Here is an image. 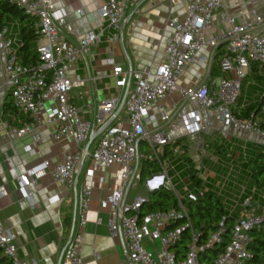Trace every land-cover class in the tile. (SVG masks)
<instances>
[{
  "label": "built area",
  "instance_id": "obj_1",
  "mask_svg": "<svg viewBox=\"0 0 264 264\" xmlns=\"http://www.w3.org/2000/svg\"><path fill=\"white\" fill-rule=\"evenodd\" d=\"M139 1L101 0L97 16L102 23L97 31L69 39L60 34L56 25L64 13L62 10L51 9L45 0H9L32 23L39 63L21 64L17 58L19 45H16L12 28L8 25L0 27V117L4 114L3 95L7 93L14 108L12 117L22 115L27 118L19 127L8 124L7 135L10 140H16L31 134L35 126L47 125L50 126L49 138L66 137L74 146V150L64 153L58 162L42 160L26 167L17 176L18 189L30 199L32 192L29 188L35 183L34 178L47 171L53 182L71 191L76 189V178L81 171L86 177H92L95 172L103 173L114 167L117 168L112 175L114 185L98 199V206L107 209L108 232L111 237L121 240L125 253V259L115 264H251L249 247L253 243L252 233L254 230L264 231L263 189L252 182L248 171L241 182L234 183L231 180L234 172L231 163L225 164L212 155L200 156L195 170L201 190H213L225 213L232 218L230 240L224 250L215 256L209 255V260H201L202 254L212 251L222 242L224 228L218 227L203 240L199 239V234L192 229L185 198L176 190L170 175L175 160L176 165L184 163L180 155L181 146L176 144L169 156L162 157V153L165 146L175 141L169 137L170 134L182 132L190 136L205 129L200 115L203 111L238 131L252 133L262 141L264 148V129L259 121H240L231 110L251 65L255 64L264 76V0L261 11L250 22L240 24L226 16L229 29L220 39L210 36L208 29L212 13L224 0H166L170 8L180 6L182 13L170 14L166 20L165 27L170 34L163 40V60L126 71L114 63L112 50L119 43L127 6ZM220 42L224 51L219 58V72L231 76H220L214 87L181 85L179 81L185 69L196 59L205 62V51L215 49ZM101 43L108 53L106 64L115 77V86L126 87L128 79L129 83L119 113L113 117L119 98L111 97L96 104L92 121L84 118L69 98L72 81L66 67L74 66L78 61L86 64L87 58ZM171 94H176L182 102L174 115L156 106ZM261 99L264 111V95ZM185 104L195 107L184 108ZM91 131H98V134L85 151ZM222 135L226 137L224 132ZM34 137L37 140V136ZM144 146L150 151L148 156L143 154ZM144 158L155 160L159 170L147 176L143 187L146 194L129 199L130 190L142 182L140 170ZM204 158L208 159L207 164L203 162ZM215 165H225L224 173L219 174L212 169ZM181 173H186L188 184H192L187 166L173 174L183 182ZM188 184L185 185L187 188ZM158 189L169 190L176 200V207L166 211H142L149 191ZM194 191L188 190L189 194L195 195ZM91 193L86 184L78 187L77 226L67 241V264H82V229ZM2 196L0 185V198ZM50 200L54 203L59 198L55 195ZM185 233H188L186 247L179 249ZM0 251L12 264H21L14 239L1 219ZM31 264H36V261L31 260Z\"/></svg>",
  "mask_w": 264,
  "mask_h": 264
},
{
  "label": "crops",
  "instance_id": "obj_2",
  "mask_svg": "<svg viewBox=\"0 0 264 264\" xmlns=\"http://www.w3.org/2000/svg\"><path fill=\"white\" fill-rule=\"evenodd\" d=\"M100 1L45 0L51 9L64 12L56 25L60 34L69 39L84 36L89 31H97L102 23L97 16ZM262 2L263 0H224L212 13L208 34L220 39L229 29L225 21L226 16L240 24L250 22L254 15L261 11ZM181 13L180 6L170 8L166 0H140L134 5H128L119 43L112 50L114 63L126 71L159 63L163 60V40L170 34L169 29L165 27L166 20L170 14ZM15 28H19L17 24L14 25L13 31ZM15 39L16 45H19L17 34ZM223 51L221 42L215 49L206 50L204 55H207V60L202 62L196 59L185 69L179 83L206 84L214 87L220 76L229 78L231 76L229 73L219 72V58ZM107 56L105 45L101 43L94 49L93 55L87 58L86 64L78 61L76 65L66 67L72 81L69 98L80 114L92 121L96 104L111 97H118L120 102L126 89L115 86V77L110 66L106 64ZM252 66L253 64L251 68ZM251 68L242 80L238 98L231 106V110L240 116L247 107L253 106L264 95L261 75L252 72ZM7 96V93H4V101ZM156 106L174 115L176 108L182 106V102H179L176 94H171ZM183 107L195 106L185 104ZM200 115L204 130L190 136L180 132L177 135L170 134L169 137L172 140L182 139L181 144L186 146L187 156L193 166L202 154L212 155L225 164L231 163L234 167L232 182H241L247 173L248 159L259 150L256 146L263 148L262 141L252 133L238 131L232 125H226L224 121L209 116L204 111L200 112ZM256 120L264 121L262 108L257 112ZM26 121L27 118L22 115L12 117L9 122L6 115L0 117V185L3 188V196L0 198V219L14 239L19 262L31 264V260H35L36 264H67L65 251L73 216V228L77 226V190L81 184L88 185L92 192L86 223L82 229L80 248L82 264H115L123 261L125 253L121 240L111 237L108 232L107 209L98 206V199L108 187L114 185L112 175L117 168H109L103 173L95 172L92 177H86L81 171L76 178V189L71 191H66L53 182L49 173L45 171L34 178L35 183L29 188L32 192L31 198H25L18 189L17 176L26 167L42 160L58 162L64 153L74 150L69 138H49L50 126L47 125L35 126L31 134L10 140L6 132L7 125L19 127ZM222 132L226 137H223ZM34 136H37V140ZM208 137L212 139V144L207 146H214L215 152L207 153L205 150ZM219 139L223 142L217 141ZM219 146H222V149ZM181 159L184 163L179 165L187 166L184 159ZM203 162L207 164L208 159L204 158ZM173 165L175 168L176 160ZM212 169L223 174L226 168L225 165H215ZM140 194H146L144 189ZM55 195L59 200L52 203L50 198Z\"/></svg>",
  "mask_w": 264,
  "mask_h": 264
},
{
  "label": "trees",
  "instance_id": "obj_3",
  "mask_svg": "<svg viewBox=\"0 0 264 264\" xmlns=\"http://www.w3.org/2000/svg\"><path fill=\"white\" fill-rule=\"evenodd\" d=\"M15 24L19 27L18 36L20 43L17 48V58L19 62L27 66L37 65L39 63V58L35 50L36 38L30 19L19 7L10 3L9 0H0V27L8 25L14 29ZM251 71L254 73H260L255 64H253ZM260 75L264 85V76L261 73ZM261 108L262 99H259L253 106L247 107L242 116L235 114L233 111L232 114L240 121H246L248 119L256 120V114L261 110ZM2 110L4 115H6V120L8 122L11 121V114L14 112V108L9 96L6 97ZM259 124L260 127L264 129V121L259 122ZM181 140L182 139L175 140L170 145L165 146L162 157L170 155L172 148L176 146V144H180L182 149L180 155L187 163L189 178L195 186V200L185 202V206L192 229L199 234V239L203 240L208 233L215 231L219 224H223L224 233L222 236V242L213 247L212 251L201 255V260H209V255H217L222 252L225 246L229 243L232 218L225 213L223 206L213 190H201L200 180H198L196 176V170L191 159L187 156L186 146L181 144ZM219 148L222 149V146H219ZM246 167L247 171L250 173L252 182L261 186V183L264 181V151L258 150L251 159H248ZM158 170L159 166L155 160H148L145 158L142 159L140 180H144L148 175L156 173ZM200 190L201 193L198 194ZM147 196L148 200L143 206L142 211H166L176 207V200L172 193L167 189L151 191L147 194ZM173 225H176V222H174ZM187 234L188 233H185L183 236V239L178 246L179 249H184L186 247L188 240ZM252 235L253 243L249 247L252 258L249 263L262 264L264 258V231L254 230ZM0 264H12L9 259L1 254V251Z\"/></svg>",
  "mask_w": 264,
  "mask_h": 264
},
{
  "label": "rangeland",
  "instance_id": "obj_4",
  "mask_svg": "<svg viewBox=\"0 0 264 264\" xmlns=\"http://www.w3.org/2000/svg\"><path fill=\"white\" fill-rule=\"evenodd\" d=\"M12 32H13V35L16 37V34L18 35L19 30L17 28H15L14 31L12 29ZM217 141L223 142L221 139H219ZM208 144H212V139L210 137L207 138V142H206V145H205V150L207 151V153L215 152L214 146H211V147L207 146ZM256 147L259 150L264 151L263 148L258 147V146H256ZM143 149H144L143 154L145 156H148L150 154V151L147 148H145V146L143 147ZM195 166H197V162H195ZM183 167H184V165H181V166L180 165H176L174 170L170 173V175H172L171 176V180H172V183L176 185V190H178L180 192V194L184 196L186 202L187 201H194L195 200V195L189 194L188 190L189 191H194L195 190V186L193 184H190V185L188 184L189 181H188V179L186 177V173H181V175H180V178L183 180V182H181L179 180V178H177L176 176H173V174L176 171H181L183 169ZM146 178H148V177H146ZM146 178L144 180H142V182H138L137 185L133 189L130 190L129 196H128L129 199L134 197V196H136V195H139L142 192L143 187L145 186ZM187 184H188V188H187V186H185ZM260 188L263 189V192H264V181L261 183ZM194 193H195V191H194Z\"/></svg>",
  "mask_w": 264,
  "mask_h": 264
},
{
  "label": "water",
  "instance_id": "obj_5",
  "mask_svg": "<svg viewBox=\"0 0 264 264\" xmlns=\"http://www.w3.org/2000/svg\"><path fill=\"white\" fill-rule=\"evenodd\" d=\"M128 83H129V79H128V81H127V86H126V89H125V91H124V93H123V95H122V98H121V100H120V102H119V104H118V106H117V108H116V110H115V112H114V114H113V117L116 116V115L119 113V111L121 110V108H122V106H123V103H124V100H125V97H126V93H127V90H128ZM97 134H98V131H96V132L91 131V133H90V135H89V137H88V140H87V142H86V145H85V151L88 149L90 143L92 142V140L95 138V136H96ZM149 192H151V191H149ZM73 225H74V216H73V222H72V227H71L70 236H71V234H72ZM222 226H223V224L221 223V224H219L218 227H222Z\"/></svg>",
  "mask_w": 264,
  "mask_h": 264
}]
</instances>
